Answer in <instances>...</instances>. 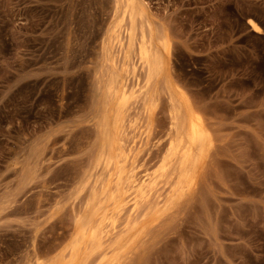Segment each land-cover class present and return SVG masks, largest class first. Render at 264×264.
<instances>
[{
  "label": "rangeland",
  "instance_id": "374dc122",
  "mask_svg": "<svg viewBox=\"0 0 264 264\" xmlns=\"http://www.w3.org/2000/svg\"><path fill=\"white\" fill-rule=\"evenodd\" d=\"M0 264H264V0H0Z\"/></svg>",
  "mask_w": 264,
  "mask_h": 264
},
{
  "label": "bare ground",
  "instance_id": "6f19581e",
  "mask_svg": "<svg viewBox=\"0 0 264 264\" xmlns=\"http://www.w3.org/2000/svg\"><path fill=\"white\" fill-rule=\"evenodd\" d=\"M129 1H131V0H129ZM130 3V2H129ZM128 3V4H129ZM249 24L251 25V27L255 30V31H257V32H260L261 30H262V28H261V26L256 22V21H254V20H252V19H250L249 20ZM149 40V39H148ZM148 40H146V42L148 41ZM145 41V40H144ZM143 41V42H144ZM142 47V46H141ZM140 54H141V56H142V58H143V60L144 61H146V62H150V56H149V47L147 46V47H145V48H143L141 51H140ZM151 64V63H150ZM157 66V65H156ZM155 67V66H154ZM156 68V67H155ZM154 71H155V69H154ZM194 121V120H193ZM188 122V121H187ZM187 122L185 123V124H187ZM189 122H191V120L189 121ZM188 122V123H189ZM184 123H183V125H184ZM188 126H190V129L188 130L185 126V128H186V130L187 131H189V135H188V140H189V142L190 143H192V144H197V142L199 141V140H201L202 138H203V136H204V131H202L203 129H202V126L200 127V125L197 123V122H191V124L190 125H188ZM188 133V132H187Z\"/></svg>",
  "mask_w": 264,
  "mask_h": 264
}]
</instances>
